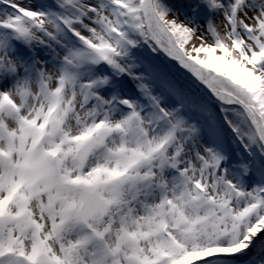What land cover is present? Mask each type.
Segmentation results:
<instances>
[{"label": "snow or ice", "instance_id": "snow-or-ice-1", "mask_svg": "<svg viewBox=\"0 0 264 264\" xmlns=\"http://www.w3.org/2000/svg\"><path fill=\"white\" fill-rule=\"evenodd\" d=\"M0 264H264V0H0Z\"/></svg>", "mask_w": 264, "mask_h": 264}]
</instances>
